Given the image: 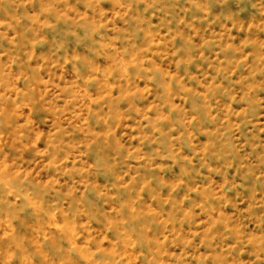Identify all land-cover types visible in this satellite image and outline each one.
Segmentation results:
<instances>
[{
	"label": "rangeland",
	"instance_id": "obj_1",
	"mask_svg": "<svg viewBox=\"0 0 264 264\" xmlns=\"http://www.w3.org/2000/svg\"><path fill=\"white\" fill-rule=\"evenodd\" d=\"M0 264H264V0H0Z\"/></svg>",
	"mask_w": 264,
	"mask_h": 264
}]
</instances>
